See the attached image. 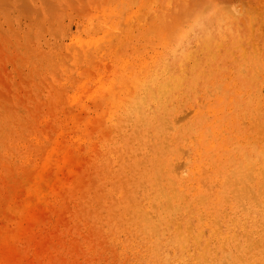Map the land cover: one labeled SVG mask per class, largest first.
I'll use <instances>...</instances> for the list:
<instances>
[{"label":"rangeland","instance_id":"obj_1","mask_svg":"<svg viewBox=\"0 0 264 264\" xmlns=\"http://www.w3.org/2000/svg\"><path fill=\"white\" fill-rule=\"evenodd\" d=\"M152 67L176 69L175 86L131 101L121 76ZM97 72L126 101L107 124L88 95ZM151 167L183 196L189 233L208 234L205 261L264 264V0H0V211L14 218L29 183L45 192L30 240L0 244L4 264H109L133 228L127 205L152 210Z\"/></svg>","mask_w":264,"mask_h":264},{"label":"bare ground","instance_id":"obj_2","mask_svg":"<svg viewBox=\"0 0 264 264\" xmlns=\"http://www.w3.org/2000/svg\"><path fill=\"white\" fill-rule=\"evenodd\" d=\"M116 36L117 34L115 37ZM86 44H88V42ZM82 48H86L84 47V44ZM88 48L91 47L89 46ZM101 53L104 52L102 51ZM103 68L105 67L103 66L102 69ZM136 69L131 68L129 71L124 69L127 74L121 76V81L126 79V76L130 77L131 80L129 81L131 82V85L137 90L135 99L131 100L133 102H143L144 99L151 101L153 95L158 97L159 95H162V98H164L168 91L175 86L178 74L176 69H169L167 77H165V73L162 70L157 68H150V71L147 74L144 73L148 70L145 68L147 70L145 72L143 68L144 75L141 74L142 68ZM98 73L99 72H97V74ZM139 73L141 74V77H139ZM95 78L97 80V85L94 86L90 92L88 91V95L90 99L95 102V106L99 109L97 116H101V118L103 117L105 124H107V108L109 109V116L111 117L118 109L121 111H127L125 106L126 101L123 103L121 99H115V97H108L107 99V78L101 73H99L97 77H94V79ZM139 78H141V80H138ZM94 84H96V82ZM213 113L215 114V112ZM105 133L106 137H104ZM81 135H87L86 128H81ZM104 135H101L102 139L99 140V146L102 152L107 155V131H104ZM198 141L200 145H203L202 134L198 135ZM55 146L56 142L53 144V147ZM223 147L224 146L221 145V142L217 143L210 141L208 147H205V150L211 151L217 156L220 154ZM17 149H19V147ZM18 151H20V149ZM150 170L151 175L147 176L145 184L150 189L149 193H147V197H149L153 203V206L148 204L152 210L149 211L150 213L148 214L145 210L136 208L133 205H127L128 213L133 221V228H131L132 231L127 232L124 240L112 243V248L109 253H107L106 248L102 259L107 263L108 255L109 264H209L205 261L207 245L205 239L209 238L208 234L206 236L203 235V237L196 234L199 231L198 227L200 224L193 227L194 233H189L191 229L189 228L187 221L188 215L185 210L182 209V203L184 202L183 196L179 191L174 194H168L167 192L162 191V187H159L154 176L156 169L151 167ZM44 193L42 186H40L38 182L33 184L29 183L24 188V197L20 204L9 205L7 203L6 209L9 213L14 215V218H9L5 212L0 211V220L6 223V225L0 227L1 245H11L20 237H28L30 240L31 235L25 232L23 224L30 216L31 204L35 200L40 201L43 198ZM105 198H107V193ZM219 202H221V196L219 190H216L214 191L209 204L217 206ZM103 214L104 223L107 227V202L104 203ZM205 218L206 220L201 228L210 230L211 220L209 219V212L207 211H205ZM7 225H10V227ZM5 258L6 251L0 249V264L5 263Z\"/></svg>","mask_w":264,"mask_h":264}]
</instances>
